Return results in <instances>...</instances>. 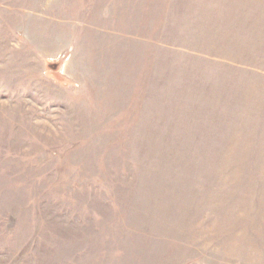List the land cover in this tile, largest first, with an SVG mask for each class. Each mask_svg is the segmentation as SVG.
<instances>
[{
    "label": "rangeland",
    "instance_id": "374dc122",
    "mask_svg": "<svg viewBox=\"0 0 264 264\" xmlns=\"http://www.w3.org/2000/svg\"><path fill=\"white\" fill-rule=\"evenodd\" d=\"M0 264H264V0H0Z\"/></svg>",
    "mask_w": 264,
    "mask_h": 264
}]
</instances>
